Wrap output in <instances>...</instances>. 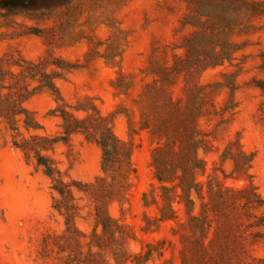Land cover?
Returning <instances> with one entry per match:
<instances>
[{
    "label": "rangeland",
    "instance_id": "rangeland-1",
    "mask_svg": "<svg viewBox=\"0 0 264 264\" xmlns=\"http://www.w3.org/2000/svg\"><path fill=\"white\" fill-rule=\"evenodd\" d=\"M0 2L20 9L14 14L0 6V82H31L34 89L46 72L56 76L61 97L38 88L25 107L40 127L28 130L23 117L19 137L0 118V264H183L184 210L179 219L156 224L157 205L145 201V194L152 200L160 192L151 166L157 143L142 128L151 111L149 86L165 85L175 99L202 89L195 98L211 112L199 121L210 149H200L206 171L197 178L212 175L235 187L251 182L264 198V11L234 0ZM126 82L131 88L121 93L117 86ZM61 105L80 118L97 108L113 118L119 138L134 143L137 173L129 188L102 192L112 189L102 147L82 133L62 140L63 119L55 112ZM35 134L58 138L42 153L71 184L73 233L66 209L57 208L63 197L52 179L34 153L14 144ZM231 142L252 155L250 177L225 178L234 170L223 157ZM233 150L240 154L238 146ZM104 216L113 219L110 230ZM247 248L227 255L232 264H264V239ZM148 252L146 262L124 263L125 254ZM186 261L195 264L190 255Z\"/></svg>",
    "mask_w": 264,
    "mask_h": 264
},
{
    "label": "trees",
    "instance_id": "trees-1",
    "mask_svg": "<svg viewBox=\"0 0 264 264\" xmlns=\"http://www.w3.org/2000/svg\"><path fill=\"white\" fill-rule=\"evenodd\" d=\"M251 6L253 9L264 11V0H234ZM57 2V0H47ZM11 13H19L15 4H3ZM65 63L63 60H58ZM65 67V66H60ZM43 80L39 87L30 88L31 82H0V118L19 137V123L23 119L24 126L29 130L39 128L33 113L25 107V102L38 88L52 90L61 99L59 89L54 82L53 74L42 72ZM121 93H128L131 85L126 82L117 86ZM202 89L194 88L191 96L173 98L165 85L149 86L144 95L151 111L144 112L142 128L150 129L151 136L157 146L153 150L151 166L154 176L159 182L160 192L148 200L146 205H157L160 222L177 220L183 209L187 219L180 223L186 230L181 235L183 245V264H187L186 257L191 256L195 264H232L229 256L241 252L247 253V244H256L264 239V198L253 183L241 187L227 185L209 175L206 182L197 178V172L206 171V162L200 156V149L208 151L210 148L208 134L201 129V116L211 114L206 107L205 100L197 101V94ZM196 91V92H195ZM211 105V103H210ZM56 113L63 119L62 140L68 141L73 133H82L89 141L96 142L103 150V170L111 177V190L103 193H119L123 188H129L137 168L132 161L134 143L119 138L114 132L113 118L103 116L97 108L94 113L80 118L61 105ZM135 133L136 130L133 129ZM58 138H50L38 134L30 138L15 139L14 144L27 155L34 153L37 163L42 166L46 174L52 179L53 188L63 197L60 210L63 207L67 216V230L73 233L77 229L73 223L70 201L73 198L71 184L63 181L61 171L50 157L42 153L54 147ZM238 146L240 154L233 148ZM224 159L234 162V170L228 177L249 176L252 166V155L247 154L239 142H231ZM100 181H105L101 178ZM65 203V204H63ZM102 211H99V215ZM148 223L153 224L149 217ZM105 229L110 230L108 223L113 221L110 216L103 217ZM233 239L231 245L228 241ZM151 252L138 254L135 257L126 255L124 263L129 260L143 263L150 259ZM162 255V253H160Z\"/></svg>",
    "mask_w": 264,
    "mask_h": 264
}]
</instances>
